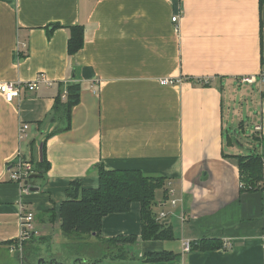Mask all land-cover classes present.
Returning a JSON list of instances; mask_svg holds the SVG:
<instances>
[{
  "label": "crops",
  "instance_id": "0c3cea01",
  "mask_svg": "<svg viewBox=\"0 0 264 264\" xmlns=\"http://www.w3.org/2000/svg\"><path fill=\"white\" fill-rule=\"evenodd\" d=\"M76 25L84 29L83 45L70 55L69 27ZM41 73L50 85L11 103L0 95V264L36 263L30 244L56 237L59 223L51 214L66 199L69 182L96 188L98 164L165 177L164 189L175 190L168 200L158 190L154 206L156 215L165 213L171 240L140 239L137 203L102 218L97 249L118 250L111 261L264 264V183L241 190L234 157L245 148L264 155V0H0V82H27ZM251 75L255 83L240 82ZM163 78L178 82L161 85ZM69 82L81 86L71 127L46 140L50 168L28 182L37 190L23 193L8 167L39 160L42 141L56 126L50 120L55 97ZM235 86L244 88L241 99L258 106L249 147L236 146L226 131L224 94L228 89L233 108ZM239 127L243 131V121ZM21 204L40 235L20 241ZM130 235L137 239L123 247L138 251L120 256V242L108 239ZM202 239L219 246L182 253V240ZM162 250L176 256L143 260L147 251Z\"/></svg>",
  "mask_w": 264,
  "mask_h": 264
},
{
  "label": "trees",
  "instance_id": "16d2710c",
  "mask_svg": "<svg viewBox=\"0 0 264 264\" xmlns=\"http://www.w3.org/2000/svg\"><path fill=\"white\" fill-rule=\"evenodd\" d=\"M57 25H53L56 27ZM67 41L68 53L78 52L83 45L84 29L80 25L69 27ZM204 85H206L204 83ZM81 86L78 82H69L63 91L55 97L50 120L56 123L44 137L39 160L32 159V173L36 178L45 177L50 168L46 155V140L53 134L66 131L71 127V110L80 100ZM59 124H62L60 127ZM238 162L240 183L242 189H255L256 184L263 180L264 155L255 149H248L245 154L234 155ZM98 186L85 188L79 180L69 182L65 194L56 213L51 214V220H57L61 235L68 241L86 240L90 237L99 238L102 218L110 213H122L130 210L133 203L139 205L140 239L143 241L171 240L173 234L170 226L163 220H158L154 211L157 205L158 190H163L162 200L168 197L164 189L165 177L149 176L139 169L106 170L102 164L96 165ZM34 178H29L28 182ZM64 239V240H65ZM137 236L115 237L108 239L113 242L131 243ZM200 240L198 244L191 243V249L208 250L218 248V243H207ZM176 255L169 251H147L143 255L146 262H162L172 260ZM80 264H86L80 259ZM41 263V262H40ZM46 264V262H43ZM59 264V263H56Z\"/></svg>",
  "mask_w": 264,
  "mask_h": 264
},
{
  "label": "rangeland",
  "instance_id": "374dc122",
  "mask_svg": "<svg viewBox=\"0 0 264 264\" xmlns=\"http://www.w3.org/2000/svg\"><path fill=\"white\" fill-rule=\"evenodd\" d=\"M243 89V87L235 86L234 92H236L233 93V95L235 98H237L235 99V103H232L233 108L230 104L229 90L226 89V92L224 94V115L227 120L225 122L226 131L228 132V135L232 137L236 146L240 147V144H243L244 146L249 147V135L250 132L254 130V123L257 119L256 114L258 106L256 105V103H253V99L249 100L246 95L244 99L240 98V95L242 93L241 90ZM255 92L257 93V90H255ZM230 109L232 111L236 110L235 116H232V112ZM241 121H243L244 124L243 131H241L239 127ZM255 146L258 147L257 144H255ZM243 152L247 153L248 149L245 148ZM53 230L57 233L56 237H52L51 240H40V238H36L30 244L28 248L29 256L33 257L34 262L37 259L36 263L34 264H38L39 260H44L43 262H46V264H48L52 259L56 260V263L59 264H75L76 260L81 258H83L84 261H87L88 264H92L91 261H93V264H128V262H130V260H127L126 258L124 261H111V256L117 254L119 251L112 247H109L108 249L103 248L100 249L101 251H99L97 247L99 248L100 244H98L99 242L96 240V238L93 239V242L91 244L89 240L68 241L61 235L59 226L55 225ZM123 246H125V244L123 242H120V247H122L120 248V256H122L126 252L128 253L131 251H138V247L135 245H131L130 250H127ZM91 251H93L94 253L98 252L100 254V257H94V255L90 254ZM77 264H80V261H77Z\"/></svg>",
  "mask_w": 264,
  "mask_h": 264
},
{
  "label": "built area",
  "instance_id": "2783aa9c",
  "mask_svg": "<svg viewBox=\"0 0 264 264\" xmlns=\"http://www.w3.org/2000/svg\"><path fill=\"white\" fill-rule=\"evenodd\" d=\"M171 21L174 24V31L177 32L179 30V15H174L171 17ZM261 82L264 83V75L261 76ZM161 85H169L173 84L174 82H178L173 79L169 78H163L160 81ZM241 83H248L253 84L256 82V79L254 76H243L240 78ZM52 82L46 78L44 74H38L36 77H34L31 81L27 82H21V81H4L0 82V95L3 97L4 101L7 103H11L14 99L19 98L20 95L24 91H35L39 88L41 84H47L50 85ZM28 128V124H20L18 128V134L21 138L25 131ZM260 126L256 125L255 130H259ZM8 173H9V179L18 184L20 186V189L23 193H26L29 191V185L28 180L30 178V175L32 173V166L30 162H23L20 160L14 161L9 167H8ZM27 182V184H25ZM263 183H264V161H263ZM167 194L168 197H173L175 194V190L171 185H168L167 188ZM172 205L175 204V200H171ZM20 215H19V221H20V237L19 240H26L31 238L32 236H39L40 231L38 228H36L34 216L27 212L24 209V205L21 204L20 206ZM165 213L161 212L159 215H157V219L161 220L164 219ZM260 238L264 241V232H262ZM182 253H187L190 251L191 243L188 240H182ZM185 264V263H184Z\"/></svg>",
  "mask_w": 264,
  "mask_h": 264
},
{
  "label": "water",
  "instance_id": "95a60500",
  "mask_svg": "<svg viewBox=\"0 0 264 264\" xmlns=\"http://www.w3.org/2000/svg\"><path fill=\"white\" fill-rule=\"evenodd\" d=\"M30 178H36V175L35 174H31L30 175ZM25 184H27V182H25ZM30 191H35L37 190V187H29ZM44 260H40L41 263H43ZM56 263V260H51L48 264H54ZM39 264V262H38Z\"/></svg>",
  "mask_w": 264,
  "mask_h": 264
}]
</instances>
